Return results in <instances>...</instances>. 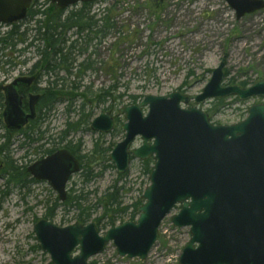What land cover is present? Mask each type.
<instances>
[{
    "label": "water",
    "instance_id": "95a60500",
    "mask_svg": "<svg viewBox=\"0 0 264 264\" xmlns=\"http://www.w3.org/2000/svg\"><path fill=\"white\" fill-rule=\"evenodd\" d=\"M33 1L0 0V25L22 21ZM95 1L51 0V4L65 11ZM227 4L239 20L264 10V0H227ZM221 62L198 96L179 92L147 96L142 104L120 111L127 120L122 127L125 139L110 156L118 174L126 175L132 159L155 161L151 184L138 209L139 219L118 225L104 236L94 223L60 228L40 220L34 227L36 240L52 264H90L110 243L118 257L146 261L158 242L162 222L176 207L181 210L172 224L178 229L190 228L192 237L180 264H264V104L252 106L249 117L231 127L214 126L198 108L210 100L231 97L239 101L264 99V79L250 88L225 86L226 62ZM18 82L31 85L33 80L19 79L2 89L8 94L5 122L14 130L34 119L38 100L31 97V115L26 117L15 90ZM191 102L197 108L185 110ZM113 128L109 114L94 119L91 126L101 134H110ZM138 137L143 144L135 150L132 147ZM80 171L78 160L61 150L30 166L28 173L47 182L63 203L68 198L69 181Z\"/></svg>",
    "mask_w": 264,
    "mask_h": 264
},
{
    "label": "rangeland",
    "instance_id": "374dc122",
    "mask_svg": "<svg viewBox=\"0 0 264 264\" xmlns=\"http://www.w3.org/2000/svg\"><path fill=\"white\" fill-rule=\"evenodd\" d=\"M98 2L102 3L101 10L106 6L112 8V23L116 24V29L111 43L115 45V51L110 55H102L107 67L102 72L79 79L80 91L76 96L70 97L67 94L69 92H65L68 97H61L62 103L48 119L53 129L51 133L58 137L66 128L69 118L66 107L70 102H73L75 112L70 118L75 123L82 106L86 111L93 112L91 120L109 110L114 111L117 123L113 133L93 132L91 123L82 124L75 132L72 139L83 143L82 157L87 156L89 159L96 144L100 149H114V146L123 142L125 132L121 129L127 120L119 112L124 107L135 105L131 97L140 98L139 105L147 96L166 97L176 92L185 96H198L223 60L226 62L225 86H240L243 81L253 85L264 79V10L239 20L227 0H166L160 6L156 0ZM37 6L47 8L52 5L50 0H38ZM10 53L6 51V57ZM18 56L22 66L27 69L31 63L38 61L36 49ZM111 60L116 61L117 71H107ZM42 81L41 88H45L47 80ZM113 86V97L98 105L96 94L102 89L111 90ZM85 92L89 94L83 96ZM119 97H123L122 100H118ZM216 102L210 100L198 108L212 115L211 122L219 127L242 123L248 118L252 106L264 104L263 98L241 102L236 98L223 99L220 106ZM188 105L197 108L194 102ZM1 136L11 138V149L1 155L4 166L0 169V264H52L50 256L40 249L34 227L45 218L54 203L57 200L59 202L58 194L47 182H33V178L28 175V167L38 158L32 156L30 160H25V150L21 148L22 138L9 136L5 130H0ZM6 143L7 140L2 138L0 147ZM142 143L141 138H137L132 148H139ZM110 155L111 151L107 152L104 161L98 159L94 162V178L89 182L82 178V172L75 175L67 186L68 194L72 195L73 189L77 194L82 192L87 197L85 204L95 205L120 176L109 160ZM8 162L19 168L14 176L9 174ZM132 162L126 177L119 183V187L124 188L120 194L122 204L126 207L142 199L151 184L150 176L143 169L144 162ZM23 172L27 173L26 177ZM59 204L50 221L60 228L75 224L77 213L73 210L67 212L69 208ZM179 212L180 208L176 207L162 222L158 242L146 261L118 257L117 249L110 243L90 263L180 264L183 249L192 237L190 228L178 229L172 224V218ZM101 214L102 210L99 209L94 218ZM130 218L128 215L123 223L131 221ZM106 232L103 230L101 235Z\"/></svg>",
    "mask_w": 264,
    "mask_h": 264
},
{
    "label": "trees",
    "instance_id": "16d2710c",
    "mask_svg": "<svg viewBox=\"0 0 264 264\" xmlns=\"http://www.w3.org/2000/svg\"><path fill=\"white\" fill-rule=\"evenodd\" d=\"M37 2L38 0L33 3L32 9L26 15L23 23H14L12 26H9V28L13 26H17L18 28L20 25L24 24L31 26L32 29L26 28L22 30V28H18L12 32L9 31L5 34H1L0 32V65L4 63L3 60L6 57V51H11V53L18 52L20 54H24L26 51L36 49V53L38 54V66H43L47 70V74L44 77V79L47 80L45 91L70 88L69 93L67 94H69L70 97L76 96V93L80 91L79 79L83 80V78L87 77V75L84 74H74V65L77 63V56L81 49L79 46L81 43L79 41H73L68 48L67 46L69 40H66L65 37H63V35L61 34L63 27L60 24L63 19L61 18L60 14L56 12L54 6L39 8L37 6ZM77 18L78 17L76 16H72L67 20L74 22L77 20ZM45 25L48 26L46 27ZM114 28L116 29V24H114ZM19 47H22V49H18ZM25 64L26 61L23 63V65ZM63 66H67L68 69V73L66 76H60V73H57V69L59 70ZM240 86L243 88H248L251 85L249 82L243 81L241 82ZM111 90L105 91L102 89L96 94V97H99L100 100L107 102L109 98L113 97L112 93L114 92L115 87L113 86ZM67 94L65 95V92L61 90L54 92L51 95V100L48 102V107L45 110V113L42 115V119L46 118L49 112L54 111L55 108L60 103H62L61 97H68ZM88 94V92H85L83 96H86ZM122 98L123 97H119L118 100H122ZM139 99L140 98L136 96L131 97L132 104H137L139 102ZM216 104L218 106L222 105L223 100L217 101ZM72 108H74L73 102H70L66 109L69 117L68 121L70 117H72V114L75 113ZM92 116L93 112L91 111L87 114L84 110V107L82 106L77 123L67 121L66 129L60 132L59 143H63V140L67 138V136L71 132H77L81 128L82 124L89 125ZM208 116H210V119L212 120L213 116L210 114H208ZM35 128L33 129V134L29 135L28 138L30 141L37 143V141L39 140L35 139V136H33L37 135ZM2 138L6 139L7 143L0 147L1 155L7 152V150H9L11 147V138L1 136L0 140ZM70 146L67 147V149L73 151L74 153L75 150H78L81 153V143H79L76 147H73L70 143ZM112 150L113 147L100 149L99 145L96 144L93 151L91 152L92 155L89 157V159H87V156L81 157L79 155L82 165L81 175L82 178H84L85 182H89L90 180H92V178H94L93 167L94 165H96L94 162L98 159L104 161L103 159L105 158L107 152H112ZM7 165L9 174H11V176H14L15 173L19 171V168L15 167L11 162H8ZM153 166L154 162L152 160H147V162L143 163V169L145 170V173H147V175H151ZM111 167L114 168L113 165H111ZM23 173L26 177L27 173ZM124 177H126V175L119 176L114 185L109 188L101 198L97 200V203L95 205L87 206L85 204V199L87 197L84 196L82 192L80 194H77L76 190L73 189L72 195L69 196L67 202L61 205V207H68L69 211L67 212H72L71 210H73V212L77 213L76 223H80L84 226L89 223H95L100 232H102L103 230L107 231L109 229L116 228L118 223H123L124 219L128 217V215L131 216V221H136L139 217L137 215L138 208L142 206L141 199H139L138 202L132 204L131 206H123L122 195L120 193L124 188L123 186L119 187V183L124 179ZM59 205L60 204L57 200L54 203L53 208L49 209V212L45 216V219H53ZM99 209L102 210L101 216H96V218H94Z\"/></svg>",
    "mask_w": 264,
    "mask_h": 264
},
{
    "label": "flooded vegetation",
    "instance_id": "af4514ba",
    "mask_svg": "<svg viewBox=\"0 0 264 264\" xmlns=\"http://www.w3.org/2000/svg\"><path fill=\"white\" fill-rule=\"evenodd\" d=\"M156 1L159 4V6L164 3V2L160 3L158 0ZM101 6L102 3L97 1L87 4H77L75 7L68 8L65 11H62L55 7L56 12H58L61 18L63 19V21L60 24L63 27L61 34L63 35V37H65L66 40H69L67 47L69 48L70 44L73 41H79L81 43L79 46L81 49L77 56V63L74 65V74L76 75L99 74L100 72L103 71L104 68H107L105 65L106 63L105 62L103 63L102 61V55H106L107 53L108 55H110L115 51V45L111 43L115 30L114 24L112 23V13H111L112 8L111 6L110 7L106 6L104 7V9L101 10L100 8H103ZM72 16L78 17L77 20L74 22L68 21L67 19ZM21 23H23V21L20 22V24ZM20 26L18 28H22V30L26 28L32 29L31 26L28 25L23 24ZM45 26L47 27L48 25ZM18 28L17 26H13L9 28L4 24H2L0 25V32L1 34L2 33L5 34L9 31L12 32ZM24 54H20L18 52L12 54L10 53L9 56L4 58L3 60L4 63L0 65L1 66L0 68V87H1L0 88V130H5L6 132H8L9 136H14V137L19 136L22 138L23 140L22 149L25 150V155H24L25 160L28 159L30 160L32 156L33 157L36 156V158H38V160L32 165L40 162L41 160L47 159L58 152H61V150H66L78 160L80 168L82 170V165L80 160V156L82 157L81 154L82 151L80 153V151L75 150L74 153L73 151L67 149V147L70 146V143L72 144L73 147H76L79 143H81L80 141L78 142L73 141L72 137H74L75 133L71 132L67 136V138L63 140V143L60 144L59 143L60 134L58 137L56 135H53L51 133L53 129L48 123V119L52 111L49 112V114H47L46 118L42 119V115L45 113V110L48 107V102L51 100V95L59 90L64 92H69L70 88L45 91V88H41V83L43 82L42 80L47 74V70L43 66H38L37 60L31 63L28 69L26 67H23L22 63L19 61L18 55H24ZM15 55L18 56L16 57V59L14 58ZM117 70L118 67L116 61L111 60L110 69H107V71L114 72ZM58 72L60 73L59 74L60 76L62 75L66 76L68 73L67 66H63L59 70L57 69V73ZM19 79L33 80V83L31 85H29L27 82L26 83L18 82L15 85V90L16 92H18V95L22 103V110L26 115V117L27 115L28 116L31 115V109H30L31 97H38V100L34 108V113H35L34 119L29 118L27 120L25 127H23L21 130H14V129H10L5 122L4 113L7 108L6 100L8 94L2 89H5L6 87L15 84L16 81H18ZM95 98L97 100L98 105L104 103V101L100 100L99 97H95ZM114 101L116 102V99H114ZM86 113L88 114L89 111H86ZM106 114L111 115L112 120H114V128H115L117 123V118L115 117L114 111L109 110V112H106ZM90 121L92 126L93 121L92 120ZM68 122H72L71 118L69 119ZM34 128L36 130L37 135H33V136H35L34 137L35 139L39 140L37 141V143L30 141L28 138L29 135L33 134ZM81 144L83 146V143ZM1 158L2 157L0 154V163H1L0 169H2L4 166V162L1 160ZM30 166L27 169V173L28 170L30 169ZM29 176H31V174ZM74 177L75 175L73 176V178ZM31 178H33L32 180L33 182H38V183L42 182V181L41 182L37 181L32 176ZM73 178L69 181V183L73 180ZM70 195H71L70 193L68 194V187H67V197H68L67 200L69 199ZM67 200L62 203L59 199V202L61 203V205H63L64 203L67 202Z\"/></svg>",
    "mask_w": 264,
    "mask_h": 264
}]
</instances>
